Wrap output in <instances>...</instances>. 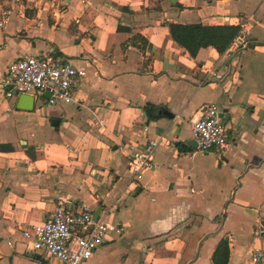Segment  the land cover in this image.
Masks as SVG:
<instances>
[{
    "label": "crops",
    "instance_id": "0c3cea01",
    "mask_svg": "<svg viewBox=\"0 0 264 264\" xmlns=\"http://www.w3.org/2000/svg\"><path fill=\"white\" fill-rule=\"evenodd\" d=\"M0 21V78L13 61L49 51L86 72L68 105L48 106L36 93L24 111L19 96L0 93V264H60L31 251L20 230L80 205L124 227L86 264H212L222 239L227 264H257L264 0H0ZM168 23L238 26L248 46L203 48L192 58ZM206 103L223 113L222 153L187 145ZM150 140L160 141L153 165L132 182L129 146Z\"/></svg>",
    "mask_w": 264,
    "mask_h": 264
},
{
    "label": "built area",
    "instance_id": "2783aa9c",
    "mask_svg": "<svg viewBox=\"0 0 264 264\" xmlns=\"http://www.w3.org/2000/svg\"><path fill=\"white\" fill-rule=\"evenodd\" d=\"M232 44L235 50L245 49L248 46L245 34L239 32ZM85 75L84 69L73 65L61 55L53 51L43 52L9 64L5 75L0 78V93L7 99L24 94L33 96L36 93H48V106L68 105L74 102V82ZM198 113L199 116L190 121L191 138L196 143V150L201 153L212 149L220 153L226 151L227 127L217 105L206 103ZM144 131H147V126ZM159 144L158 140H150L142 145L129 146L128 171L132 182L139 181L151 169ZM123 231L122 225L94 219L92 211L80 205L74 209L59 206L42 223L20 230V235L29 249L43 259L54 258L60 264H86L104 242L120 237ZM263 235L264 229L259 226L255 237ZM252 262H264V249L255 251Z\"/></svg>",
    "mask_w": 264,
    "mask_h": 264
},
{
    "label": "trees",
    "instance_id": "16d2710c",
    "mask_svg": "<svg viewBox=\"0 0 264 264\" xmlns=\"http://www.w3.org/2000/svg\"><path fill=\"white\" fill-rule=\"evenodd\" d=\"M166 27L172 40L192 58L197 56L200 49L208 47L215 49L218 54H223L240 30L238 26H203L201 24L183 25L178 23H168ZM154 109V106L148 104L144 106L143 110L148 118H152ZM228 258L227 243L222 239L212 254L211 262L212 264H227Z\"/></svg>",
    "mask_w": 264,
    "mask_h": 264
},
{
    "label": "water",
    "instance_id": "95a60500",
    "mask_svg": "<svg viewBox=\"0 0 264 264\" xmlns=\"http://www.w3.org/2000/svg\"><path fill=\"white\" fill-rule=\"evenodd\" d=\"M45 97L48 98V97H49V94L46 93V94H45ZM24 102H25V103H24ZM21 103H24L26 107H20L19 104H21ZM33 107H34V97H33V96L25 95V94L19 96V98H18V106H17L18 109H20V110H24V111H31V110L33 109ZM158 115H159V116L162 115V116L167 117V118H169V119L173 118V115H172L169 111L164 110V109L159 110ZM222 115H223V113H221V116H222ZM187 145H189L192 149H196V143H195V141H193V140L188 141V142H187ZM98 214H99V212H96V213L94 214V219L97 218ZM220 229H221V227H220ZM220 229H219V231H220ZM216 233H218V232H216ZM216 233H212V234H216ZM212 234H208V235H206V236L203 238V240H204L206 237H208L209 235H212ZM201 242H202V241H200V243L198 244V251H199V248H200ZM198 251H197V252H198ZM194 260H195V259H193L192 261H190L189 264H192ZM257 264H261V262H257Z\"/></svg>",
    "mask_w": 264,
    "mask_h": 264
}]
</instances>
